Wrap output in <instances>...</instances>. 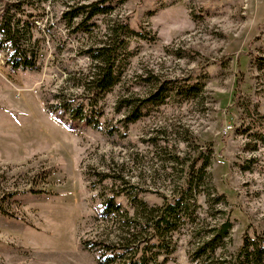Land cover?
Masks as SVG:
<instances>
[{"label":"rangeland","instance_id":"1","mask_svg":"<svg viewBox=\"0 0 264 264\" xmlns=\"http://www.w3.org/2000/svg\"><path fill=\"white\" fill-rule=\"evenodd\" d=\"M70 1L26 8L45 41L38 69L12 70L0 52V264H97L88 242L117 239L123 213L135 212L121 194L124 212L102 217L106 199L125 192L159 205L158 193L182 182L173 157L188 155L189 144L211 147L209 176L199 182L198 218L173 236L166 264H233L244 235L264 244V0H124L87 34L60 18ZM124 22L132 30L120 79L83 110L98 111V126H72L68 117L87 99L83 50ZM191 82L196 92L172 90L123 121L128 101L142 102L161 83ZM67 101L61 115L56 105ZM218 209L230 216V233L212 258H196L200 234L222 220L212 217Z\"/></svg>","mask_w":264,"mask_h":264},{"label":"trees","instance_id":"2","mask_svg":"<svg viewBox=\"0 0 264 264\" xmlns=\"http://www.w3.org/2000/svg\"><path fill=\"white\" fill-rule=\"evenodd\" d=\"M34 1L41 3L47 0L9 1L0 10V52L6 54L5 65L12 70H35L41 64L39 55L44 47V36L41 33L39 37L34 35L36 26L31 19L33 14L26 11L27 7L33 9L37 7ZM122 2L124 0H72L67 3L60 18L72 28V32L87 34L93 30L95 17L110 13L117 4ZM126 28L132 30L126 22L112 26L106 39L83 50L91 60L89 71L80 85L85 90L87 99L79 102L76 113L68 117L67 123L72 121V126L81 122L87 126H98V111L87 115L83 110L86 107L92 109L96 106L98 98L109 92L119 81L121 56L125 52L123 36ZM197 85L198 82H191L174 87L172 84L167 86L161 83L142 102L133 105V102L128 101L125 105L129 109L123 121L132 122L144 116L148 107L163 103L169 97L168 92L172 90L189 95L197 91ZM71 106L70 101H67V103L56 105V108L63 115ZM58 117L61 118L59 115ZM259 138L264 143V134H261ZM187 148H190L188 152H185L188 155L177 154L173 157V162L180 165L183 170L182 182L173 189H168L171 192L169 196L164 192L158 193V196L162 198L159 205L149 206L145 201L138 200L136 194L129 198V193L125 192L114 194L106 199L98 211L102 217H115L124 212L121 202L117 200L121 194L126 196L129 206L135 212L128 216L125 210L117 239L109 242L95 239L88 242V248L96 252L97 264H166L168 258L172 257L175 252L173 236L178 234L180 227L186 224L191 225L198 218L199 206L196 205L195 198L198 193L203 192L199 189V182L205 176H209L211 147L208 146L205 150L198 145L194 147L189 144ZM214 196L216 203L227 204L224 195L215 194ZM211 206L205 213L208 214ZM0 211L3 212L1 206ZM211 214L212 217L220 215L222 220L215 225H210L207 231L200 234L203 235L202 241L193 252L196 258L201 256L212 258L215 250L224 245L233 226L230 216L223 209H218ZM225 214L226 216H223ZM260 243L256 236L251 238L244 235L232 263L264 264V244Z\"/></svg>","mask_w":264,"mask_h":264},{"label":"built area","instance_id":"3","mask_svg":"<svg viewBox=\"0 0 264 264\" xmlns=\"http://www.w3.org/2000/svg\"><path fill=\"white\" fill-rule=\"evenodd\" d=\"M1 62V61H0Z\"/></svg>","mask_w":264,"mask_h":264}]
</instances>
